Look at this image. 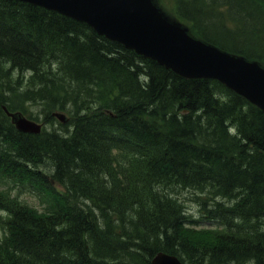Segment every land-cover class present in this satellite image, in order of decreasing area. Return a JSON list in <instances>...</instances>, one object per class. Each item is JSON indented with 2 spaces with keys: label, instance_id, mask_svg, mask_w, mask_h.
<instances>
[{
  "label": "trees",
  "instance_id": "obj_1",
  "mask_svg": "<svg viewBox=\"0 0 264 264\" xmlns=\"http://www.w3.org/2000/svg\"><path fill=\"white\" fill-rule=\"evenodd\" d=\"M175 1L197 36L264 64L262 0ZM2 106L51 129L18 132ZM0 176L46 204L0 191V264H150L158 251L264 264V112L14 0H0ZM183 192L214 229H196Z\"/></svg>",
  "mask_w": 264,
  "mask_h": 264
},
{
  "label": "water",
  "instance_id": "obj_2",
  "mask_svg": "<svg viewBox=\"0 0 264 264\" xmlns=\"http://www.w3.org/2000/svg\"><path fill=\"white\" fill-rule=\"evenodd\" d=\"M56 10L86 22L98 34L117 41L137 54L187 78H212L231 88L264 111V69L256 62L230 55L187 34L168 19L152 0H21ZM22 132L37 133L40 126L21 113H9ZM61 121L64 116L55 114ZM152 264H181L158 252Z\"/></svg>",
  "mask_w": 264,
  "mask_h": 264
},
{
  "label": "rangeland",
  "instance_id": "obj_3",
  "mask_svg": "<svg viewBox=\"0 0 264 264\" xmlns=\"http://www.w3.org/2000/svg\"><path fill=\"white\" fill-rule=\"evenodd\" d=\"M162 2V5L165 6V8L172 12L173 10V6L172 7H167L166 5H168L167 3H164V0H160ZM166 4V5H165ZM169 6V5H168ZM42 172L44 173H47V174H50L49 173V168H45V169H41ZM58 187V186H57ZM56 187V188H57ZM7 188H11L9 190V192L12 194V195H15L18 197V199L22 200L23 202L27 203L28 205L30 206H33L37 209H42L43 208V203L39 197V194L37 193V191L31 189V187H25V186H20L18 187V185L15 186V183H11V181L9 180H5V181H1L0 180V190L1 189H6ZM57 189H60V188H57ZM190 194H183L182 197L186 198L185 199V203L188 205V206H191V205H195V203L193 202H189L188 200H192L193 197H189ZM193 213L196 212V209L194 207ZM200 227H203V225H199ZM209 226H212V225H209Z\"/></svg>",
  "mask_w": 264,
  "mask_h": 264
},
{
  "label": "bare ground",
  "instance_id": "obj_4",
  "mask_svg": "<svg viewBox=\"0 0 264 264\" xmlns=\"http://www.w3.org/2000/svg\"><path fill=\"white\" fill-rule=\"evenodd\" d=\"M27 75H29V73H27ZM227 205H230V204H227ZM244 264H245V262H244Z\"/></svg>",
  "mask_w": 264,
  "mask_h": 264
}]
</instances>
